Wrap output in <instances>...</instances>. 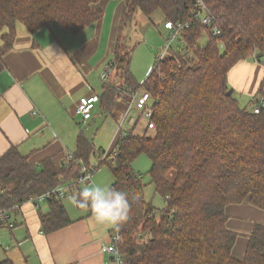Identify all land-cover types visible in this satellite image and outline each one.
Returning <instances> with one entry per match:
<instances>
[{
	"label": "trees",
	"instance_id": "obj_1",
	"mask_svg": "<svg viewBox=\"0 0 264 264\" xmlns=\"http://www.w3.org/2000/svg\"><path fill=\"white\" fill-rule=\"evenodd\" d=\"M202 1L213 18L210 27L196 18L198 0H124L119 16L108 65L118 69L122 79L119 84L103 83L98 112L105 120L119 121L117 111L127 100L129 105L130 91H146L155 126L154 136L131 130L119 138L111 151L115 161L94 168L97 172L108 166L114 177L110 187L127 192L132 204L129 219L114 229L121 237L118 249L124 264H264V226L254 227L245 257L237 260V235L228 229L226 213L228 206L246 200L264 209V112L252 113L229 94V73L237 64L250 59L264 64V0ZM100 2L0 0V73L18 24L33 34L56 24L79 35L103 18ZM158 12L164 23H181L183 28L174 54L157 59L140 84L130 70L133 48L125 32L137 13L151 18ZM204 35L207 42L200 45ZM100 152L83 130L69 163L67 155L60 165L52 159L34 164L11 147L0 157V210L12 213L16 206L63 185L69 186L68 195L79 196V180L92 169L91 157ZM141 155L150 159L151 184L165 201L160 219L146 199L142 176L133 169ZM46 205L48 213L39 210L44 234L73 222L63 200ZM0 264L14 262L4 259Z\"/></svg>",
	"mask_w": 264,
	"mask_h": 264
},
{
	"label": "crops",
	"instance_id": "obj_2",
	"mask_svg": "<svg viewBox=\"0 0 264 264\" xmlns=\"http://www.w3.org/2000/svg\"><path fill=\"white\" fill-rule=\"evenodd\" d=\"M112 1L115 0H101L98 7L104 12L103 18L79 35L56 24L34 34L24 25H17L14 46L4 56L6 67L0 73V157L11 147H17L34 164L52 159L60 165L67 155L75 152L80 133L77 126L81 124L78 104L82 98L99 95V78L102 79L107 60L102 58L92 65L90 59L99 52L106 9ZM123 5L124 2L119 4L112 21L109 46L112 54ZM3 45L0 39V47ZM263 80L264 65L259 62L243 61L229 73V83L239 90L240 98L246 97L247 104L257 95ZM98 118L97 105L94 118L87 126ZM118 139L116 134L109 152ZM39 210L48 213V205L37 208L26 202L11 213L15 227L0 228V232L3 229L9 231L1 240L4 245L1 246L0 261L10 259L14 264H117L111 255L102 251L111 243L115 224H100L87 210L80 209L73 217L69 215L73 221L69 226L46 235L42 232ZM226 213L227 227L237 235L233 256L242 260L254 227L264 226V209L246 200L228 206ZM17 214L21 224L15 219Z\"/></svg>",
	"mask_w": 264,
	"mask_h": 264
},
{
	"label": "rangeland",
	"instance_id": "obj_3",
	"mask_svg": "<svg viewBox=\"0 0 264 264\" xmlns=\"http://www.w3.org/2000/svg\"><path fill=\"white\" fill-rule=\"evenodd\" d=\"M123 2L124 0H116V1H112L107 6L106 17H105L106 19H105V25H104V31L102 35L100 49L99 52L95 54V56L92 59H90V64L96 65L103 58L107 60L105 66L106 69L108 64L113 59V54L109 53L112 21L115 12L117 10V7L119 6L120 3L122 4ZM65 33L71 36V38H74L71 34L67 32ZM125 35L129 38V45L133 48L132 59L130 64L131 73L134 79L138 83L142 84L147 79L149 73L152 71L151 69L154 67L158 57L164 52V49L167 46L170 39L168 31L164 28V17L160 12L156 13L151 18H146L141 13H137L134 18V22L132 26L128 30H126ZM85 36L86 35H84V37ZM87 37H89V35ZM206 42H207V36L204 35V37L199 43L200 45H203ZM177 43L178 41L176 39L172 40L174 49L169 50L167 57L174 54V52L176 51L175 48L177 46ZM248 61L256 62L253 59H250ZM111 74L108 79V82L114 84L121 83L122 77L118 69H113L111 71ZM102 83H104V81L99 78V84L97 88L98 94H100L102 91L101 89ZM229 90L232 93L233 97L239 101L242 107H248L249 109L252 108L255 96L253 97L251 102L247 104L246 103L247 100L245 99L246 97L240 98L239 90L234 86L232 82L229 83ZM127 102L122 103L120 109L117 111V114L120 116V119H122V117L124 116L125 112L129 107L128 104H127L128 106L126 105ZM120 119L119 121H114L112 119L105 120L100 117L96 119L91 126L88 125L89 127L83 124L76 126L80 129V131L83 130L85 134L88 136V138L92 140L96 150L102 149L103 151L105 150L109 151L108 148H110L113 145L114 138L119 129ZM77 120L79 123V117L77 118ZM123 130L124 131L129 130V126L127 123L123 125ZM145 131H148V135L150 136H154L155 134L154 130H147V119L143 118L138 123L135 132L137 134H143ZM98 164L99 162H97V157L96 156L91 157V165L97 167ZM133 169L138 175L142 176V181L146 186L145 189L146 199L149 202L153 203L155 207L156 218L160 219L163 214L162 211L166 205L163 197H161L159 194L156 193L154 185L151 184V177L149 175V171L151 169L150 159L145 155H141L133 163ZM174 176H175V172H172L169 175V179L173 180ZM92 179H93L92 183L100 184L101 186L110 187L114 183L112 170L108 166H103L97 172H94L92 174ZM85 185L86 183L82 182L80 184V188L82 189ZM72 198H73L72 196L68 195L63 200L64 207L67 210L68 215H70L71 217L76 215V213L79 212L80 210L77 209V207L73 204ZM43 208H47V206H43ZM19 216H20L19 214L15 215V219H17L19 224H21V219L18 218ZM3 230L4 231L0 232V252L2 250L1 246L4 245L1 241L3 240L2 237L4 236L5 239L6 232L9 233L8 230L5 229Z\"/></svg>",
	"mask_w": 264,
	"mask_h": 264
},
{
	"label": "built area",
	"instance_id": "obj_4",
	"mask_svg": "<svg viewBox=\"0 0 264 264\" xmlns=\"http://www.w3.org/2000/svg\"><path fill=\"white\" fill-rule=\"evenodd\" d=\"M198 8L199 12L197 13V20L201 21V23L210 27L213 24V18L208 14V10L206 5L202 0H198ZM164 28L169 32V42L164 49V52L158 57V60H164L167 57V54L170 49L173 48L172 40L177 39L180 34L181 29L183 28V24L181 23H172L171 21L164 23ZM214 35H220L218 30H213ZM111 66H107L104 72L101 75V78L104 82H108V79L111 74ZM130 102L127 111L125 112L122 119H120L119 129L117 134L119 138L125 136L131 130H135L138 123L143 119H147V130H155L154 124L150 121L151 116L153 115V107H152V99L148 92L146 91H130L129 93ZM99 101L98 95H92L90 97L82 98L77 107V113L81 118V124L87 126L89 122L94 118V112L97 109V103ZM252 113L261 114L264 112V95H256L252 108ZM127 123L129 126V130L124 131L123 125ZM97 162L98 165L106 162V161H115V155L111 154V151H103L97 154ZM72 160L71 155L67 156V163ZM95 166L92 167L90 171L84 172L83 176L80 178L79 183L82 182L89 184L92 183V174L95 171ZM69 194V186L63 185L53 189L50 192H47L41 196H36L27 201V203L35 205L39 208L40 205L46 204L47 202L54 200H64ZM22 205H18L15 207V211H18ZM12 212V213H14ZM9 228L13 229L15 227V223L11 220V213H7L5 211L0 210V228ZM121 241V237L118 234H113L111 243L102 248V251L106 254L112 256L113 260L117 264H124L122 255L119 252L118 244Z\"/></svg>",
	"mask_w": 264,
	"mask_h": 264
},
{
	"label": "clouds",
	"instance_id": "obj_5",
	"mask_svg": "<svg viewBox=\"0 0 264 264\" xmlns=\"http://www.w3.org/2000/svg\"><path fill=\"white\" fill-rule=\"evenodd\" d=\"M72 201L78 208L90 209L100 224L123 223L132 211L127 192L96 183L86 184Z\"/></svg>",
	"mask_w": 264,
	"mask_h": 264
},
{
	"label": "water",
	"instance_id": "obj_6",
	"mask_svg": "<svg viewBox=\"0 0 264 264\" xmlns=\"http://www.w3.org/2000/svg\"><path fill=\"white\" fill-rule=\"evenodd\" d=\"M229 94H232L231 92H229Z\"/></svg>",
	"mask_w": 264,
	"mask_h": 264
}]
</instances>
